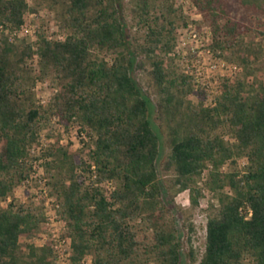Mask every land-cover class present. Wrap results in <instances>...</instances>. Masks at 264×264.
<instances>
[{"label":"trees","instance_id":"obj_1","mask_svg":"<svg viewBox=\"0 0 264 264\" xmlns=\"http://www.w3.org/2000/svg\"><path fill=\"white\" fill-rule=\"evenodd\" d=\"M38 10L30 0H0V264H56L51 243L22 242L42 237L43 206L14 198L35 171L43 124L55 118L80 133L78 148L51 138L41 165L74 263L185 264L189 256L264 264V0H191L189 10L211 30V51L240 73L220 77L212 103L190 84L199 102L185 109L177 93L195 78L174 65L191 16L175 0H69L58 15L64 40H12ZM140 76L160 92L157 103ZM43 80L58 89L47 104L35 90ZM165 117L171 180L159 169ZM239 160L244 170L233 168ZM227 164L232 171L223 172ZM106 181L116 184L111 194ZM185 191L188 208L175 204ZM206 191L219 204L211 205L205 251L199 258L189 238L186 256L177 215L194 233L189 216Z\"/></svg>","mask_w":264,"mask_h":264},{"label":"rangeland","instance_id":"obj_2","mask_svg":"<svg viewBox=\"0 0 264 264\" xmlns=\"http://www.w3.org/2000/svg\"><path fill=\"white\" fill-rule=\"evenodd\" d=\"M69 0H30L32 6L36 4L39 5L38 13L30 12L27 14L26 20L28 24L35 26L39 29L40 34L44 33L47 36H56L62 34L61 29H59V19L58 15L63 11V7L66 6ZM176 6H181L185 9V13L191 16L188 20L189 25L192 26L190 28H181L180 29V57L177 58L175 67L178 69V72L190 73L194 76L195 80H188V85H184L185 93L180 94L179 103H181V108L185 109L189 102L194 105H197L199 102L197 93L194 94L190 90V84L197 89H202L207 97L216 96L218 91V80L222 75H239L240 69L235 66V64L230 63L224 59H218L214 53L209 52V45L212 39V33L210 28L202 23V18L199 15L193 14L189 7L191 6V0H175ZM200 27V29H199ZM193 30V31H192ZM135 32V31H134ZM197 34L196 37L193 35ZM259 38H256V41ZM223 61V62H222ZM221 63H224V66H221ZM217 65V68H213L214 65ZM142 84L145 90L148 93V96L153 100L154 103L160 100L161 94L157 88L153 85H149L148 80H146L143 76H140ZM50 85L47 87H43L40 89V93L44 94L48 97V99H53L54 97V88L55 85L49 80ZM195 90V92H196ZM218 96V95H217ZM210 103V101H208ZM169 123L170 120L165 117L162 120L163 128L161 130L162 135V153L161 159L159 162V169L161 172V176L166 178L167 180L172 179V173L166 172L164 170V162L168 158L171 147L169 143ZM42 133L46 136V138L51 140L54 136H61V140L63 143L72 142L75 148L80 146V138H79V127L76 124H73L72 127L66 128L65 126L59 125L58 122H55L54 119L49 121L42 126ZM226 140H230V137H226ZM246 165L245 160H239L237 165L233 168L237 170H244ZM223 172L232 171L230 166L227 164L222 168ZM35 186V183H34ZM35 191L29 189L25 186L18 187L14 192V198L18 200V202H30L34 203ZM46 201V200H44ZM175 204L182 208H188L191 205L190 202V193L189 191H185L180 193L176 199ZM215 204L218 206L219 202L215 195L210 192H205V197L201 200V205L193 210L189 216L190 222H192L195 226V232L189 233L187 227L185 226L186 222H189L187 217L183 215L180 211L177 215V220L179 222V226L184 233V253L187 256L189 252V243L188 239L192 238V243L194 245L195 251L199 258L202 257L205 251L206 244V235H207V222L210 215L216 213V208H213L211 205ZM4 206H7V203H4ZM34 242L37 244H42V237L36 239H27L22 238V242ZM89 260L92 258L89 257ZM185 264H198V262H193L192 259L187 256V261ZM245 264H252L251 259L247 258L245 260Z\"/></svg>","mask_w":264,"mask_h":264},{"label":"built area","instance_id":"obj_3","mask_svg":"<svg viewBox=\"0 0 264 264\" xmlns=\"http://www.w3.org/2000/svg\"><path fill=\"white\" fill-rule=\"evenodd\" d=\"M192 25L190 24L188 28H190ZM193 31V30H192ZM39 29L36 28L33 25L28 24L27 20L25 24L21 27V29L16 30L12 34V40H26L28 43L35 44V42L38 41L39 38ZM194 37L197 36V34L193 35ZM65 36L64 34H59L54 36H48V39L50 40H64ZM34 49L36 50L37 47L34 46ZM209 52H212L209 48ZM213 53V52H212ZM220 59V58H218ZM221 60V59H220ZM38 72L40 70V57L36 55L34 59L31 61ZM223 62V61H222ZM224 63H221V66H224ZM218 66L215 64L213 68H217ZM233 68L236 69V66ZM225 75H222L223 77ZM220 80V77L218 78ZM219 84V82H218ZM50 85L49 80H43L38 81L36 86V92L38 94V99L42 104H47L51 99H48L47 96L40 93V89L43 87H47ZM58 89L54 88V95L57 93ZM219 94V91H217V95ZM217 95L210 96L208 98V101L212 103ZM55 122H58V119H54ZM60 125V124H59ZM62 126V125H61ZM82 138H86L84 133H81ZM49 140L46 138V136L41 132V138H40V145L36 146L32 150V154L34 157L38 158V160L35 161V167H34V173L30 179H28L22 186H25L29 189H32L35 191V197H34V203L39 206H43V211L45 214V222L43 223L44 226V232L42 234V241L43 243H51L52 249L55 255L56 264H76L72 260L73 256V247H72V239L68 236V228L66 225V222L58 212L59 205L57 200L51 196V191L49 187L47 186V179L44 178V169L41 166L44 157H43V151L48 147ZM95 179V178H94ZM35 183V186H34ZM103 186L107 190V194H111L112 191L115 190L116 184L113 181H106ZM13 200L12 197H10L7 201L3 202L8 203ZM46 200V201H44ZM26 203V202H23ZM251 215V212L249 211L248 216ZM92 259L89 260L88 258L84 259L82 264H91Z\"/></svg>","mask_w":264,"mask_h":264}]
</instances>
